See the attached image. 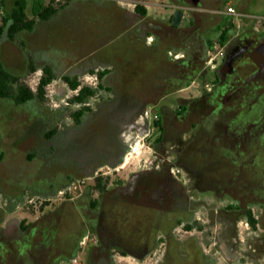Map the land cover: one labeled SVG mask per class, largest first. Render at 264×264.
Here are the masks:
<instances>
[{"label":"flooded vegetation","instance_id":"obj_1","mask_svg":"<svg viewBox=\"0 0 264 264\" xmlns=\"http://www.w3.org/2000/svg\"><path fill=\"white\" fill-rule=\"evenodd\" d=\"M65 1L37 2L45 11ZM120 1L143 18L130 50L78 77L51 76L54 103L45 87L41 100L0 95L15 103L8 111H34L8 144L0 127V264H264V27L229 24L221 0ZM10 3L0 0V27ZM41 10L25 13L29 28L0 32L21 53L12 71L0 49L15 94L18 83L31 90L22 78L35 67L20 43L52 19ZM162 35L184 47L166 52L171 66L160 63ZM141 140L150 154L121 171ZM49 165L53 183L18 175L43 180Z\"/></svg>","mask_w":264,"mask_h":264},{"label":"crops","instance_id":"obj_2","mask_svg":"<svg viewBox=\"0 0 264 264\" xmlns=\"http://www.w3.org/2000/svg\"><path fill=\"white\" fill-rule=\"evenodd\" d=\"M129 2L143 6L148 0ZM225 3L221 12L232 22L234 16L225 12L230 1ZM101 8H105V18L102 17ZM234 10L241 13L238 9ZM142 21L138 9L134 10L130 4L120 0H66L54 9L52 19L48 23L41 28H35L27 37L26 46L23 40L20 44L25 50L34 49L40 53L41 59L38 63H35L37 58H32L35 68L47 67L54 78L78 77L101 67L102 58L107 56L108 52L130 50L135 43L136 27ZM36 36H41V43L36 44ZM158 41L160 63L165 66L173 65L166 52L176 53L184 47L172 43L170 36H159ZM107 68L113 72V66Z\"/></svg>","mask_w":264,"mask_h":264},{"label":"rangeland","instance_id":"obj_3","mask_svg":"<svg viewBox=\"0 0 264 264\" xmlns=\"http://www.w3.org/2000/svg\"><path fill=\"white\" fill-rule=\"evenodd\" d=\"M37 1L38 2L41 1L43 4L47 2V0H26L25 13L27 17L31 18L34 16V13L36 12L34 6L36 5ZM149 1H156L158 4V2H160L161 0H149ZM162 1L168 3V0H162ZM203 1L206 7H210L214 5L213 3L217 2L216 0H203ZM221 1L223 6L226 5L225 3L226 1H230V4H227V7L232 5V7L238 9V11L241 12L239 13L241 14L240 16L233 17L232 22L228 19L227 21L229 24L235 26L239 30H245L247 28H252V27L261 29L264 27V0H244L242 2L241 0H221ZM98 8H100V6H98ZM101 10L103 15L102 17L105 18L106 17V14L104 13L105 8H101ZM163 12L165 11H163V8H159V5L150 9V13L155 16H159L160 13ZM207 36L211 40V45H210L211 52L215 53L218 46H215L214 41L217 39L218 31L210 29L207 31ZM5 39L2 40L0 36V49L2 50L3 62L8 69L12 71L17 70L20 72V68H17L20 62L17 56L19 55L20 57L21 53L18 52L19 49L17 47L11 46L12 44L10 40H8L7 38ZM35 40H36V44L41 43L40 41L41 36H36ZM26 53L30 58H34V57L37 58V61H35V63H38L39 59H41L40 53L35 51L34 49H30L29 51L26 50ZM216 62L217 64H219L221 62V59L218 57ZM34 70H37V67L34 68ZM34 70L28 72L22 78L24 80V83H26L30 88L34 87V82H35L34 80H36L35 78L37 77L36 75L37 72H35ZM58 86H59L58 83L56 82L53 83V90L57 91ZM48 100L49 103L55 102V100H52L51 98H49ZM12 107H15V103L12 101V99L0 98V127L3 133V140L5 141V144H8L7 140L8 138H10L11 129L13 128V126L16 125L21 129L24 125H28V123L32 121L31 119L34 114V111L27 110L21 107L16 108V111L13 110L8 111V109ZM23 109H25V111L22 113L21 111H23ZM19 141L20 140H17L15 143L18 142L20 143L21 146L22 142ZM20 149L26 150V146L20 147ZM150 152H151V148L149 147V145L145 140H141L139 143H136L134 147L129 151V153L126 154V159L128 160V163L124 166V168L121 171L132 169V165H135L142 156L149 155ZM19 159L20 158H15V160H19ZM16 163L17 164L21 163V161H16ZM56 169L57 168L54 165L45 166V171H44L45 176L43 180L37 178V176L39 175L37 171L27 172L25 168H21L20 174L18 175L20 178H23V173H25L27 175L26 176L27 179L25 181L26 183H28L26 185H31L32 187H34L43 182L48 183L50 179L51 182L53 183L52 178L55 176L57 172ZM7 180H11L10 175L7 176ZM248 198H251V196H249Z\"/></svg>","mask_w":264,"mask_h":264},{"label":"trees","instance_id":"obj_4","mask_svg":"<svg viewBox=\"0 0 264 264\" xmlns=\"http://www.w3.org/2000/svg\"><path fill=\"white\" fill-rule=\"evenodd\" d=\"M35 11H39L40 6L38 2L36 3ZM26 0H14L12 8L9 10L8 15L2 18V24L0 27V32L6 29L8 36H12L15 30L20 28H29L32 25V21L23 22L25 16ZM54 11L53 7L47 8L45 11L41 10V15L43 17L49 16ZM19 23V24H18ZM223 41V35L220 37ZM51 75L40 78L39 84L37 86L36 92H33L25 86L23 83H18L17 91L15 94L14 89L12 88L13 77L3 68L0 62V95L3 97L12 96L17 99L19 102L29 100L32 96H35L38 99H44V87L51 81ZM77 83L71 82L70 85L75 87ZM85 91V90H84Z\"/></svg>","mask_w":264,"mask_h":264},{"label":"built area","instance_id":"obj_5","mask_svg":"<svg viewBox=\"0 0 264 264\" xmlns=\"http://www.w3.org/2000/svg\"><path fill=\"white\" fill-rule=\"evenodd\" d=\"M225 12L227 14H230V15H233V16H240L241 15V14L237 13L232 6H228L225 9ZM36 75H37V77L35 78L36 80H34L35 81L34 82V87H31V90L34 91V92L37 89V86L39 84V79H40V75L38 73ZM84 79L88 80V81H93V80L96 79V73L85 75ZM53 83L54 82L48 83L45 86V95L48 98H51L53 96V94L55 93V90H53Z\"/></svg>","mask_w":264,"mask_h":264}]
</instances>
